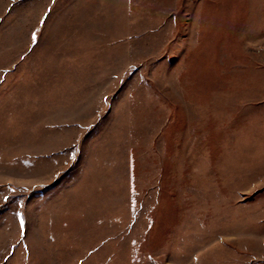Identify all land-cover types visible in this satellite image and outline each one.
<instances>
[{"label":"rangeland","instance_id":"374dc122","mask_svg":"<svg viewBox=\"0 0 264 264\" xmlns=\"http://www.w3.org/2000/svg\"><path fill=\"white\" fill-rule=\"evenodd\" d=\"M0 264H264V0H0Z\"/></svg>","mask_w":264,"mask_h":264},{"label":"snow or ice","instance_id":"6c2138e0","mask_svg":"<svg viewBox=\"0 0 264 264\" xmlns=\"http://www.w3.org/2000/svg\"><path fill=\"white\" fill-rule=\"evenodd\" d=\"M36 36L35 33H33V39L35 40ZM5 199H7V197H5Z\"/></svg>","mask_w":264,"mask_h":264}]
</instances>
